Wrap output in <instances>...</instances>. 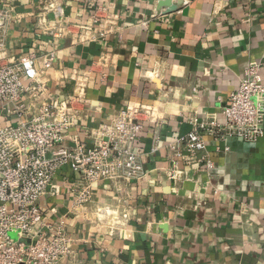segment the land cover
<instances>
[{"label": "crops", "instance_id": "1", "mask_svg": "<svg viewBox=\"0 0 264 264\" xmlns=\"http://www.w3.org/2000/svg\"><path fill=\"white\" fill-rule=\"evenodd\" d=\"M2 1L14 7L1 41L9 58L57 51L47 90L51 99L72 93L75 71L94 68L102 53L113 56L110 69L95 68L90 119L71 131L66 146L74 139L91 142V131L129 103L154 104L165 119L157 152L151 151L155 125L146 122L140 135L145 180L101 182L94 189L97 201L121 200L131 208L128 230L111 237L69 215L71 263L264 264V137L248 143L206 135L215 170L208 175L180 164L187 176L176 181L169 176L170 152L163 148L190 132L187 119L194 113L200 120H222L250 63L260 64L264 75V0H184L179 11L167 15H157L159 0H99L101 9L118 17L120 31L104 43L86 45H73L69 35L54 40L37 25L44 13L54 25L47 12L51 5L62 9L65 25L88 22L94 11L85 7L86 0ZM17 121L0 104V127ZM76 178L64 168L57 177L61 195L41 199L48 220L68 214Z\"/></svg>", "mask_w": 264, "mask_h": 264}, {"label": "built area", "instance_id": "2", "mask_svg": "<svg viewBox=\"0 0 264 264\" xmlns=\"http://www.w3.org/2000/svg\"><path fill=\"white\" fill-rule=\"evenodd\" d=\"M98 1H85V7L94 13L82 24L65 25L62 9L51 5L47 12L53 13L54 25L44 13L37 16L38 28L54 40L69 35L73 45L104 43L120 28L118 17L101 9ZM13 19V5L5 6L0 0V104L6 113L18 118L16 124L0 127V264H72L74 241L69 234V215L81 216L91 228H103L111 237L127 231L132 222L131 208L121 200L97 201L94 189L101 182L145 180L148 171L139 149L140 135L146 122L155 125L151 151L157 152L158 131L165 119L157 115L154 104L129 103L110 123L91 131V142L74 139L66 146L71 131L90 119L92 74L96 69H110L113 56L102 53L94 68L75 71L72 93L66 99H51L47 94L49 75L58 53L27 52L9 58L1 41ZM106 78L103 74L102 79ZM210 118L200 120L197 113L192 114L187 119L190 132L164 145L170 152L171 179L187 176L180 164L208 175L215 170L206 135L221 140L238 137L248 143L264 137V75L260 64L246 67L222 120ZM64 168H70L77 177L70 188L72 206L67 215L48 220L40 201L61 195L57 177Z\"/></svg>", "mask_w": 264, "mask_h": 264}, {"label": "water", "instance_id": "3", "mask_svg": "<svg viewBox=\"0 0 264 264\" xmlns=\"http://www.w3.org/2000/svg\"><path fill=\"white\" fill-rule=\"evenodd\" d=\"M184 4V0H177V3H175L174 0H159L157 15H167L175 13L179 11Z\"/></svg>", "mask_w": 264, "mask_h": 264}, {"label": "rangeland", "instance_id": "4", "mask_svg": "<svg viewBox=\"0 0 264 264\" xmlns=\"http://www.w3.org/2000/svg\"><path fill=\"white\" fill-rule=\"evenodd\" d=\"M11 238L14 240H18L17 236L15 234H11Z\"/></svg>", "mask_w": 264, "mask_h": 264}]
</instances>
